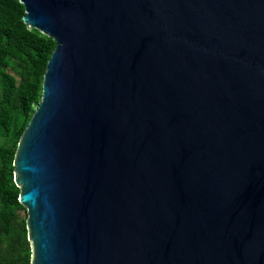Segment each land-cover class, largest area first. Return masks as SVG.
Listing matches in <instances>:
<instances>
[{"label":"water","instance_id":"1","mask_svg":"<svg viewBox=\"0 0 264 264\" xmlns=\"http://www.w3.org/2000/svg\"><path fill=\"white\" fill-rule=\"evenodd\" d=\"M19 1L31 264H264V0Z\"/></svg>","mask_w":264,"mask_h":264},{"label":"trees","instance_id":"2","mask_svg":"<svg viewBox=\"0 0 264 264\" xmlns=\"http://www.w3.org/2000/svg\"><path fill=\"white\" fill-rule=\"evenodd\" d=\"M19 0H0V264H31L27 211L19 202L13 160L41 98L52 37L23 21Z\"/></svg>","mask_w":264,"mask_h":264}]
</instances>
